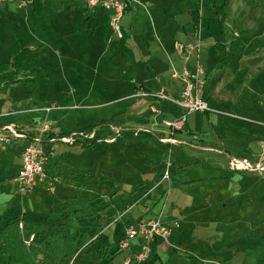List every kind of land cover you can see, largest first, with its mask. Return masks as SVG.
<instances>
[{
  "label": "rangeland",
  "instance_id": "rangeland-1",
  "mask_svg": "<svg viewBox=\"0 0 264 264\" xmlns=\"http://www.w3.org/2000/svg\"><path fill=\"white\" fill-rule=\"evenodd\" d=\"M180 1L188 3L191 9L195 5L200 6L201 3V0ZM249 1L258 0H247V2ZM262 1L264 2V0ZM168 2L173 5L174 9L175 0H168ZM189 14H183L184 16L181 17L188 23L191 22ZM36 15L39 18L41 11L37 10ZM68 15L65 19L59 15L58 19H70V14L68 13ZM35 16L31 14L27 22L30 23L33 33L37 31ZM198 26L196 30H198ZM50 30L40 31L41 35L35 38L26 33L25 47L21 51L22 53L18 56L9 54L5 59H11L12 62L23 60L25 61L24 65L13 68L10 66L11 63H7L0 66V73L18 71L19 77L31 78L35 82V84L20 82L17 86L6 89L4 93L1 92L3 98L7 99L14 97L30 99L27 102L28 106L24 107L27 112L14 116L12 119L17 120L18 126H22L24 130L39 128L43 123H46L55 130L70 133L96 125L100 120H112L114 134L112 137L96 142L89 149H81L78 146L67 147L65 152L59 149L57 156L51 159L54 168L51 169L50 175L55 181L52 182L53 185L49 193L44 191L42 185H38L32 191L19 193L13 179L19 173L18 157L22 144L18 141L17 145L14 143L0 145V230L3 229L8 216L22 210L27 212L30 220L45 223L46 230H49L51 225L59 223L60 218L68 213L71 215L82 213L80 217L70 221L72 223L70 234L87 228L92 232V237L95 234L98 239L88 250L78 249L76 264H110L107 262L108 260H97L99 250L96 248L99 246L110 247V251L113 252L117 249L116 243L124 239L125 231L122 221L112 224L121 212L127 211L124 219L128 220L131 212L134 211V214H137L145 203L150 202L154 206L160 202L159 199L155 200L157 190H154L147 198H143V196L159 182L162 166L166 161H169L173 164V168L178 169V174L174 178L172 176L173 182L169 184L170 195L167 198V211L173 204L176 217L181 221V229L184 228L182 223L188 222L184 229L187 243L180 247L174 242V234L171 233L169 238L171 246L164 243V250L157 254L160 261L152 253L145 264H264V171L235 170L228 167L226 173L223 172L224 176L218 175L219 162L224 161L222 156L213 152L199 151L193 148L195 145L191 147L185 132H183V137L184 140H187L184 141L186 144L171 146L160 144L151 136L123 135L116 138L115 126H120L119 122L125 115L131 116V119L127 121L131 128H135L139 124L138 120L132 119V117L144 109V106H141L143 102H138V100H132L128 104L115 102L114 100L118 97V89H115L114 84L117 80L110 82L107 79L101 89L106 93L105 101L95 100L91 95V98L87 97L90 99L89 101H83V95L91 91L95 93V89L89 90V81L91 84L94 79L92 77L96 75L91 74L90 79H86L88 77L86 75L85 80H88V83L80 79L75 80L74 84L70 86V69L78 67V64L75 63L74 66H70V28L67 29L68 35L61 32L56 33L58 36L55 40L53 36L51 38L48 36ZM225 33L228 34L227 31ZM109 36L112 47L110 50L108 49L109 52L104 56L100 66L114 71L118 64V58H113V47L117 40L112 35L110 28ZM45 37L48 38V41L44 39ZM218 48L220 49V47ZM122 52L123 59L129 63H132L135 56L139 57L137 50L124 47ZM96 64L98 63H93V65ZM75 84H78L79 88ZM163 103L166 105L167 102ZM74 106L77 108L72 109ZM46 108L50 111L46 112ZM34 109L37 110L33 111ZM224 112L226 113V111ZM217 113L210 112L208 117L199 113L189 114L187 119L189 127L196 132L194 133L196 136H204L208 146L217 147L221 152L223 148L217 140L214 130L217 133H224V127H226L227 145L232 146L236 152L235 155L240 157L244 133L237 127H231L232 123L236 122L233 119L236 118L233 116L235 112L229 113L233 118L226 117V114L223 113ZM241 117L243 118H240V122H249L247 119L250 118L247 115L241 114ZM147 118L154 119V117L145 114L143 122L149 125ZM206 119H211L213 124L215 123L213 125L215 128L212 125H207ZM216 122H219L218 126ZM199 130L206 132L205 135L204 133L200 135ZM259 152H261L260 149ZM262 164L264 166V162ZM251 168L255 169L253 165ZM258 174L263 178L262 180L256 176ZM133 190H135L134 193H132ZM98 193H104L103 199H101L102 206L110 205L106 213L119 214L114 218L106 217V220L108 219L112 225L101 227L94 233L98 222L90 219L98 211L93 212L90 204ZM131 193L132 195H130ZM140 199L145 201L139 206L132 205ZM134 207L137 208L134 209ZM146 207H143V211L147 210L148 207ZM149 213H151V209L148 208L146 214ZM213 230L224 232L225 237L219 243L216 238L208 239V248L218 250L221 245L214 247L215 243L222 244L226 249V262H222L216 257H212V259L208 257L202 261L195 257V253H191V257L189 254L191 245L197 244L200 238L205 237L203 231L208 234ZM139 243L140 240H134L130 242V246H132L131 248L137 247ZM130 250L128 248L118 253L112 260L113 264H123L126 260L123 255H126ZM134 250H136L135 254L139 252V248H134ZM171 254L177 255L179 260L173 259L167 263L168 256ZM186 256L187 258H184ZM0 264H7L1 256ZM59 264H69V261H61ZM70 264L72 263L70 262Z\"/></svg>",
  "mask_w": 264,
  "mask_h": 264
},
{
  "label": "crops",
  "instance_id": "crops-1",
  "mask_svg": "<svg viewBox=\"0 0 264 264\" xmlns=\"http://www.w3.org/2000/svg\"><path fill=\"white\" fill-rule=\"evenodd\" d=\"M22 2L28 3V5L23 7L20 4ZM263 3L262 0L253 2H247V0H201L200 6L195 5L193 9L189 7L188 3L181 2L180 0H175L174 9L173 5L170 4L168 0H137V3H130L127 6L120 24L123 38L120 41L116 39L117 43H114L113 58H118V64L114 71H112L110 68L100 66L104 56L108 54L112 47L108 25L109 13L101 6L90 8L84 0H6V2L0 4V66L7 63H11L10 66L13 68L15 66L24 65L25 61L23 60H14L15 62H12L11 59H5L9 54L10 56H18L22 53L21 51L25 47L26 33L35 38L41 35L40 31L51 29L50 35L48 36L50 38L53 36L55 40L58 36L56 33L61 32L68 35L69 31H67V29L70 28V66H74V63L78 64V67L72 68V70L70 69V86L74 84L75 80L80 79L88 83V80H85L86 75L88 76L86 79H90V75L94 73L96 76L92 77V79H94L91 84L89 81V90L95 89V93L91 91L83 95L82 100L89 101L90 99L88 98H91V95L95 100L105 101L104 97L106 93L101 91V89H103L102 86L105 84V79L110 82L117 80L114 85L115 89H118V97L114 101L128 104V102L132 100H138V102H143L141 106H144V109L139 114L132 117V119H136L139 122L135 128H131L130 124L127 122L131 119V116L125 115L123 117L119 122L120 126H115V130L117 131L116 138L123 136V133L128 135L134 133L135 135H132V137L141 135L151 136L160 144H163L159 140L161 138H166L169 131L161 124L165 121L174 122L178 120L182 115V110L175 106L173 107V105H169V103H165L166 105H164L163 102L145 98H135L134 95L138 91H144L149 94H156L163 91L171 97L178 98L181 94L183 85L180 81L171 78V72L175 71L180 73L183 67L192 68L195 63V53L189 52L180 55L175 50V44H192L196 46L197 38L199 37L201 47L204 46L202 49L200 48L201 54L200 52L198 54V62L202 66L204 78L206 79L204 98L209 108L213 111L212 113L219 112L226 114V117H231L232 114L229 113L232 111L235 112L233 116L236 118H231L236 120V122L232 123L231 127H237L244 133V138L241 137L243 144H241V152L239 153L241 158L235 155L236 152L232 146L227 145L226 127H224L225 134L222 132L217 133L214 130V134L223 148L221 152L217 147L213 148L208 146L203 138L204 136L200 137L194 134L196 132H194L188 124V115L180 131L174 134V138L178 140L177 144H186L184 141L187 140H184L185 138L183 137V132H185L187 138H189L188 141L191 147L195 145L193 148L199 151L208 153L213 152L214 154H218V156L221 155L224 161L219 162V168H217L219 170L217 172L218 175L224 176L223 172L226 173V169L230 167L232 162H246L250 167L253 165L255 170H257L260 167H264L262 166L264 158H262L261 152H259V143L264 138V126L262 125L264 123ZM37 10L41 11V16L39 18L37 15L35 16ZM68 13L70 14V19L64 20L69 16ZM31 14H34V19L36 20L35 24L37 31L34 33L30 23H27ZM183 14L190 15V23L181 18L184 16ZM59 15H62L64 19H58ZM65 15L67 16L65 17ZM198 23L199 33L197 34L198 31L196 28ZM226 31L228 34L225 33ZM44 39L48 41V38L45 37ZM124 47L139 51V57L135 56V58L132 59V63L123 59L122 48ZM218 47H220V49ZM94 62L98 64L93 65ZM4 73L6 72L0 74ZM98 75L100 76L98 77ZM31 80L33 83L30 84H35L33 79ZM19 83L11 87L4 86L0 83V145L11 143L17 145L18 141H20L22 144V152L23 148L30 143L31 138L35 136L39 128L24 130L22 126H18L19 122L12 118L27 112L24 107L28 106L27 102L30 101V99H16L18 97L7 99L3 98L1 95V92L4 93L6 89L13 88ZM96 84L97 88L95 86ZM75 85L79 88L78 84ZM130 90L131 92H129ZM110 96L112 97L113 94L111 93ZM76 108L77 106L72 107V109ZM36 110L37 109H34L33 111ZM224 111H226V113ZM145 114L154 117V119L147 118L149 125L143 122ZM199 114L206 117L209 116L208 113ZM241 114L247 115L250 118L247 119L249 122H240V118H243ZM205 122L207 125H212V127L215 128L213 126L215 123L213 124L211 119H206ZM216 123L218 126L219 122ZM112 124H114L113 121L111 125L106 128L103 135L106 137H102V140L113 136ZM48 126L49 132L44 137L42 148L46 152H52V155L44 165L47 175L51 177L50 172L51 169L54 168L52 167L53 163L51 159L57 156V151L59 149L65 152L64 150L70 147V144L60 143L57 138L52 137V135H57L62 130H55L52 126ZM8 128H11L15 134L19 136L22 135L23 137L14 136ZM203 133L205 135L206 132L199 130L200 135H203ZM51 139L55 141L52 142ZM168 146L171 145L168 144ZM21 152L18 157L19 171L21 168ZM169 171L171 178L172 176L174 178L176 174H178V169L173 168V164H171ZM256 176L259 180L263 179L259 174ZM173 178L171 182H173ZM54 181L53 179V183ZM169 184L163 183L156 189L155 200L159 199V203L154 206L151 205L150 202L143 205V207L147 206L151 209V213L146 214L148 208L146 207L147 210L143 211L142 207L141 211L137 214H134V211L131 212L128 216L131 220H122L124 231L125 225L128 223H133L139 218H143V221L152 219L158 213H161V220L164 224H177V227H173L172 230L174 242L180 247L187 243L184 237V229L188 222L186 224L182 223L184 228L181 229V221L180 218L178 220L176 217L175 207L171 204L167 211L168 201L164 202L162 198L163 192L170 190L168 189ZM41 185L44 187L45 191L47 185ZM134 192L135 190L132 191V193ZM132 193L130 195H132ZM103 194L104 193H98L97 196L94 197V201L90 204L92 208H94L92 211H98L95 216L90 219L98 222L96 225L97 229L94 230V233L101 227L109 226L107 225L109 220H106V217L111 216L114 218L119 214L106 213L110 205L108 204L109 206L107 208H105L106 205L102 206L103 201L101 199H103ZM257 196L260 197L259 195ZM147 197L148 195L145 196L144 194L143 198ZM261 197L263 199V196ZM144 201L140 199L132 205L139 206V204ZM136 208L137 207H134V209ZM23 214H27V212L22 210L21 212L8 216L6 220L22 216ZM81 214L82 213H74L71 216L72 221L80 217ZM63 217L66 220L56 224L57 226L53 224L49 227V230H46L47 227L44 225L45 223H37L30 220L29 216H26L30 222L36 225H44L40 232V236L47 235V233L51 234L54 231H61L62 233L67 232V234L70 235V226L72 225L70 222V214L68 213ZM85 229L79 230L78 232H83ZM19 231L24 244L28 246L33 241L35 237L34 234L27 235L24 229ZM204 233L205 237L200 238L197 244L194 243V245H191V250L189 252L190 256L192 255L191 253H195V257L202 259V261H205L204 259L208 257L210 259L216 257L221 259L222 262H226V249L222 244H218L219 241L222 242L225 233L221 231L217 232L216 230L209 231L208 234H206V231H203V234ZM89 234L91 240L88 245L85 244L79 247L81 251L84 249L85 251L88 250L93 243H95L94 241L98 239L95 234L92 237L91 231H89ZM32 236L33 239L30 241ZM210 238H213V240L214 238L217 239L218 243H215L214 247L221 245L220 249L214 250L213 248H208L207 240ZM162 242L163 241L159 239H155L151 243V254L153 253L154 257H157L159 261L160 258L157 254L159 251L164 250V242ZM140 243L137 247L134 246L133 248L129 245L131 250L126 255H123L124 260L135 255L136 250H134V248L138 249ZM109 248L110 247L102 248L100 246L96 248L99 250V257L97 260H108L107 262L113 264L110 255L114 251L111 252ZM222 248L224 249L222 250ZM77 258L78 255L74 262H70L76 264ZM184 258H187V256ZM173 259L177 260L178 256L171 254L168 256L167 263Z\"/></svg>",
  "mask_w": 264,
  "mask_h": 264
},
{
  "label": "built area",
  "instance_id": "built-area-1",
  "mask_svg": "<svg viewBox=\"0 0 264 264\" xmlns=\"http://www.w3.org/2000/svg\"><path fill=\"white\" fill-rule=\"evenodd\" d=\"M88 7L94 8L101 6L105 11L109 13V28L112 35L116 37L117 40L123 38L121 32V21L127 6L130 3H137V0H84ZM6 0H0V4H3ZM21 6L26 7L28 3L22 2ZM199 25V23H198ZM199 27V26H198ZM199 33V28L197 30ZM200 40L197 38V45L192 44H175V50L178 54L183 55L184 53L194 52L195 53V63L192 68L183 67L180 73L175 71L171 72V78L178 80L182 83L183 88L181 94L178 98L171 97L160 91L156 94H149L140 91L138 94L134 95L135 98H145L149 100H154L158 102H167L182 110V115L180 118L174 122H163L162 125L169 131L166 138H161L159 141L163 144L174 145L178 143V140L174 138V134L180 131L182 125L186 121V117L192 113H210L213 112L204 98V89L206 85V79L204 78V71L202 66L198 62V54L200 52ZM50 111L47 109L46 112ZM155 113V112H154ZM264 126V123L262 124ZM8 130L16 137H23L15 134L11 128ZM49 132V126L43 123L35 136L31 138L30 143L23 148L21 152V168L18 175L13 179L19 193H25L32 191L37 188L38 185L45 184L46 192H51V186L53 179L47 175L44 165L48 158L52 155V152H46L42 148V143L44 137ZM76 136V135H73ZM78 136H81L79 134ZM54 142V139H51ZM60 143L71 144L73 142V137H65L58 139ZM259 147L261 150V156L264 158V138L260 141ZM171 164L169 161L163 166L162 174L159 182L146 192L145 196L151 194L154 190L158 188L159 185L163 183L169 184L171 182L170 168ZM231 169H239L245 171H253L250 165L246 162H232L230 165ZM256 171L263 172L264 167L258 168ZM169 189V188H168ZM170 190H166L162 194L164 202L167 201ZM164 204V203H163ZM127 211L122 212L118 215L113 223L120 222L124 220ZM162 214L158 213L154 218L148 219L142 222H133L125 225V236L124 239L117 243V250L124 251L129 248L130 242L136 239L141 240L139 246V252L132 257L127 258L123 264H145L151 254V243L155 239H159L169 244V238L172 233V228L177 227L176 223L164 224L161 220ZM18 229L23 230V223L20 221L18 223ZM33 236L30 238L32 241ZM75 255L73 260L77 257ZM72 260V261H73Z\"/></svg>",
  "mask_w": 264,
  "mask_h": 264
},
{
  "label": "trees",
  "instance_id": "trees-1",
  "mask_svg": "<svg viewBox=\"0 0 264 264\" xmlns=\"http://www.w3.org/2000/svg\"><path fill=\"white\" fill-rule=\"evenodd\" d=\"M18 73V71H13L12 73L0 74V83L9 87L19 82L33 83L31 79L19 77ZM111 122V120H102L98 124L84 128L79 132L60 131L57 135H52V137L61 139L72 136L73 142L70 146L89 149L96 142L102 140L105 130L111 125ZM79 134L81 136H78ZM123 135L126 136L128 134L123 133ZM132 135L134 136L135 134L132 133L128 136ZM108 206L107 204L105 208ZM92 209L94 210V208ZM26 216L27 214H23L22 216L6 220L3 229L0 230V256L7 264H59L61 261L70 262L77 254L79 247L85 244L88 245L91 240L90 229L70 235H66L61 231H54L51 234L40 236L44 225H36L30 222ZM71 216L70 214V221H72ZM142 219L139 218L135 222H142ZM64 220L66 219L62 216L60 222ZM20 221H22L23 229L27 235L34 234L35 236L28 246L24 244L18 229ZM109 222L107 225H110ZM120 252L118 250L114 251L110 255L111 260Z\"/></svg>",
  "mask_w": 264,
  "mask_h": 264
}]
</instances>
